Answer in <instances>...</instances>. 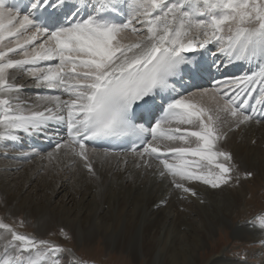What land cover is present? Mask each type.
Here are the masks:
<instances>
[{"label": "snow or ice", "instance_id": "snow-or-ice-1", "mask_svg": "<svg viewBox=\"0 0 264 264\" xmlns=\"http://www.w3.org/2000/svg\"><path fill=\"white\" fill-rule=\"evenodd\" d=\"M129 31L133 42H125ZM210 44L227 62L258 61V71L178 92L186 74L206 70L195 54L211 51ZM51 61L57 63H41ZM225 61L214 65L218 71ZM18 72L61 95L41 96L46 104L35 110L23 98L25 86L15 83ZM257 85L259 112L249 105ZM157 112L163 114L153 125ZM138 114L145 123L136 122ZM254 120L264 121V0H30L23 9L0 0V141L19 142L18 133L59 137L56 151L66 149L93 172L86 141L130 139V151L158 161L161 177L195 196L189 182L217 189L233 179L231 154L217 146L226 139L223 126ZM257 221L264 230V216ZM0 230V264H62L63 247L3 221Z\"/></svg>", "mask_w": 264, "mask_h": 264}, {"label": "bare ground", "instance_id": "bare-ground-1", "mask_svg": "<svg viewBox=\"0 0 264 264\" xmlns=\"http://www.w3.org/2000/svg\"><path fill=\"white\" fill-rule=\"evenodd\" d=\"M69 2L75 3L76 0ZM124 15L126 19V14ZM133 26L140 27L135 21ZM124 38L125 42H133L137 36L129 31L124 34ZM13 39L9 38V40ZM8 42L6 40L5 44ZM40 42V40L36 41L37 44ZM208 48L211 51L203 49L195 55L206 69L204 72L209 75L211 73L213 77L208 82L197 84L199 87L211 88L216 80L240 78L252 73L250 71L252 68L248 65L252 61L227 62L218 52L215 44L208 45ZM14 58L23 57L16 55ZM221 61H225L224 66L218 71L214 65ZM56 62L51 61V63ZM16 76L15 83L25 86L23 98L35 110H43L46 101L41 100L40 97L51 96L55 90L37 87L32 77L25 76V73L18 72ZM193 90L190 88L189 92ZM61 98L69 97L62 95ZM203 103L214 106L207 98ZM260 108V105L256 106L257 112ZM254 126L264 128V121L257 124L254 120L239 128L225 124L222 130L226 133V139L220 140L217 145L223 151L225 144L239 148V192L232 188L230 182L225 185V189L220 187L219 191H214L208 189L201 181H192L187 186L196 191L195 196L175 188L170 176L161 177L160 168L157 167L158 161L155 159L146 157L142 160L136 153L105 155L88 147L94 169L93 172H89L80 157L74 156L66 149L56 151L55 146L59 137L48 138L43 135L18 133L23 137L19 142L0 141V220L13 225L16 229L14 222L19 221L18 218L23 214L25 221L33 226L39 238H47L57 232L59 235L56 233V237L60 245H64L69 238H72L73 246L83 247L94 245L102 237L106 245H117L119 250H130L133 254L136 253L135 248L141 254V246L151 241H155L151 243L154 246L175 242H185L195 247L205 245L220 226L224 223L231 225L228 218L238 211L234 203L237 196H239V217L251 212L253 203L248 200L251 196L249 183L252 184L251 186H257L260 181H264V147L256 145L251 148L249 139L256 135L250 132L255 131ZM180 127L183 129L190 126L180 125ZM233 130L238 133H234ZM60 137L67 139V133L62 126ZM34 143H40L47 151L40 153L39 148L34 147ZM15 144L20 147L14 148ZM189 159L196 158L189 157ZM149 164L151 166H148ZM245 173L253 174L254 178L246 180L241 177ZM51 185L53 189H50ZM86 186L90 187L83 189ZM75 188L74 194L72 192ZM126 191H130L127 194L131 200L129 205L131 209L128 208L132 211L130 220L123 219L124 224L120 226L109 225L102 216L104 209L95 212L98 206L95 194L105 200L115 193L118 198L123 197L121 193ZM57 198L62 201L57 203L51 200ZM187 207L200 208L202 212L199 214L181 212V208L186 210ZM180 213L183 215L180 216ZM180 220H189V222ZM249 220L240 221L235 232L243 239L252 235L256 241L260 240L262 247L257 248L256 251L264 257V230L249 227L251 222ZM182 224L186 229L184 233L180 231ZM7 239L10 237L5 236L4 240ZM2 243L3 241H0V245ZM73 246H69V252L62 253L63 264H74L77 253ZM154 250L159 253L161 251L160 248ZM4 252L5 249L0 246V257L4 256ZM220 258L221 256L218 255L210 262L217 264L222 260ZM187 260L189 262V255Z\"/></svg>", "mask_w": 264, "mask_h": 264}, {"label": "rangeland", "instance_id": "rangeland-1", "mask_svg": "<svg viewBox=\"0 0 264 264\" xmlns=\"http://www.w3.org/2000/svg\"><path fill=\"white\" fill-rule=\"evenodd\" d=\"M253 64L258 63L256 62ZM25 75L31 78V76L27 74ZM256 126L253 127V130L255 131H250L253 135L256 134L252 136V138L249 137L252 144L251 148L256 145L264 147V128H257ZM233 132L235 133L236 131L233 130ZM224 151L231 154L232 159L228 163L234 168V171L231 173L233 179L229 182L231 183L232 188L237 189L239 192V180L237 181L235 179L239 175V148H234L233 146L225 144ZM241 177L245 178V175L243 174ZM251 177L254 178L253 174L245 179L249 180ZM251 185L252 184L249 183V186L251 187V196H249L248 198V200L253 203V207H251V212L246 216L239 217V196L236 195L237 198L234 203L235 206L238 207V211L234 213L233 216L228 218L231 222V225L229 223H224L222 226L219 227L216 233H214L208 243L197 247L185 242H175L169 244L163 243L160 246H154L151 243L155 241H151L150 243H144L141 246V254L138 253L137 248H135L136 253L133 254L130 250H119V246L117 245H106L105 240L102 237H100L94 245H86L83 247L73 246L74 244L72 238H69V241L66 239V243L64 245H60L56 237V235L58 234L57 232V234L52 233V235H49L47 238H39L37 237L33 226H31L30 223L25 221L23 214H21L18 218L19 221L14 222V225L16 227L15 230L19 233H25L30 236H34L37 239H43L48 241L55 240L54 242H51L55 245L63 247L66 250V253L70 251L69 246H73L77 253L74 259L75 261H81L82 264H212L210 261L218 255L221 256L220 259L222 260L217 264H262L264 257L262 254L256 251L257 248L262 247V242H260V240L256 241L252 235H248V238L245 239L240 238L239 235L235 232L236 228H238L239 226L240 221H247L248 219H250L249 221L251 222L248 226L257 227L255 226L259 225L257 217L264 216V181H260L257 186ZM87 187L90 186H86L83 189ZM206 187L214 191H219L220 189H213L209 185H206ZM221 187L225 189V185H222ZM53 188L54 187L51 185L50 189ZM70 189H72V186H70ZM72 193H76V188L73 190ZM83 193L85 192L83 191ZM129 193L130 191L121 193L123 197L120 198L117 197L116 193L114 195L111 194V196L106 198L105 200L98 198L99 195L95 194L98 200V206L95 209V212H97L99 209H104L105 211L102 216L105 220H107L109 225H123V219L130 220L129 218L132 213V211L128 209L130 208L129 205L131 201L130 198L127 196V194ZM103 197L105 196L103 195ZM51 200L57 203L62 201V199L60 198ZM181 209V212H185L187 214H199L202 212L200 208L196 209L195 207H187L186 210H184V208ZM182 215L183 214L180 213V216ZM176 218L178 219V216ZM180 218L183 219L182 217ZM180 221H183L185 223L189 222V220ZM21 222H23L22 226ZM185 230V226H183L182 224L180 231L184 233ZM50 236L52 239L50 238ZM187 236L188 235H185V237ZM59 239L62 240L61 237H59ZM155 248H160V253L157 250H154ZM188 255L190 258L189 262L187 260ZM63 263L64 261H62V264Z\"/></svg>", "mask_w": 264, "mask_h": 264}]
</instances>
